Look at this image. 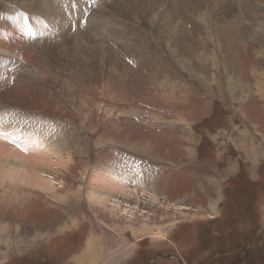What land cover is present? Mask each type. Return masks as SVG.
Masks as SVG:
<instances>
[{
    "label": "rangeland",
    "instance_id": "obj_1",
    "mask_svg": "<svg viewBox=\"0 0 264 264\" xmlns=\"http://www.w3.org/2000/svg\"><path fill=\"white\" fill-rule=\"evenodd\" d=\"M46 4L0 0L1 116L61 138L0 139L55 183L0 166V264H264V0H70L63 28Z\"/></svg>",
    "mask_w": 264,
    "mask_h": 264
},
{
    "label": "bare ground",
    "instance_id": "obj_2",
    "mask_svg": "<svg viewBox=\"0 0 264 264\" xmlns=\"http://www.w3.org/2000/svg\"><path fill=\"white\" fill-rule=\"evenodd\" d=\"M48 1H50V4H46V6H45V10L43 11V15H47V17L48 18H50V19H54V20H59L60 18H63V17H66L67 19H66V22L63 24V25H60L62 28L63 27H65L66 26V23H67V20L69 21V22H72V20H71V17L72 18H76L77 16H78V12L76 11V9L74 10V8H72V5L70 6L69 4H70V0L69 1H66L64 4L65 5H63L62 6V8H61V11L59 12L58 10H56V6H55V4H57V1H54L53 2V0H48ZM46 2V1H45ZM75 2V1H74ZM62 3H63V0H62ZM58 5V4H57ZM76 5V4H75ZM81 5H82V3H81ZM86 5V4H85ZM74 6V5H73ZM77 6V5H76ZM85 8V7H84ZM83 8V9H84ZM80 10V9H79ZM33 13H31V15H32ZM81 14V13H80ZM96 14H98V13H96ZM40 15V14H39ZM83 15V14H82ZM33 16V18H34V14L32 15ZM35 16H37V15H35ZM95 16H97V15H95ZM100 17H101V15L100 16H98V18L97 19H95V22H94V24H101V25H103V23H101L102 22V19L100 20ZM41 18V17H40ZM75 18H74V20H75ZM78 18V17H77ZM93 18V17H92ZM95 18V17H94ZM94 18H93V20H94ZM15 19L17 20V21H21V23H18L20 26L21 25H23V23H24V21L26 22V20H27V18H24V20L21 18V17H15ZM38 19V18H37ZM39 20V19H38ZM81 20H82V18H81ZM12 21V20H11ZM16 21V22H17ZM34 21V23H35V20H33ZM32 21V22H33ZM105 21V20H104ZM107 21H108V19H107ZM31 22V21H30ZM37 22V21H36ZM39 22V21H38ZM48 22H49V20H48ZM51 22V21H50ZM78 22V21H77ZM40 23V22H39ZM112 20L110 21V23L109 22H106L105 21V24H104V27L106 28L107 27V30H109V29H111L112 31H114L115 29L112 27ZM29 23H27V25H28ZM40 24H42V23H40ZM53 24V23H52ZM68 24H70V23H68ZM113 24H115V23H113ZM44 25V24H43ZM50 25H51V23H50ZM11 26H13V24L11 25ZM10 26V27H11ZM15 26L17 27V24H15ZM33 26H34V24H33ZM38 26H41V25H39L38 24ZM92 26V25H91ZM19 27V26H18ZM17 27V28H18ZM14 28V27H13ZM22 28V27H21ZM47 28V27H46ZM109 28V29H108ZM8 28H6V30H7ZM15 29V28H14ZM18 29H20V28H18ZM28 29V28H27ZM11 30H13L12 28H10V32H11ZM15 30H17V29H15ZM40 30H42V26H41V29ZM111 30H109V31H111ZM7 31H9V30H7ZM21 32H23L24 30H23V28L20 30ZM43 31V30H42ZM45 31V30H44ZM43 31V33H45ZM4 32V31H3ZM3 32H1L0 34H2ZM17 32V31H16ZM20 32V33H21ZM40 32V31H39ZM48 32V31H47ZM86 32V31H85ZM5 33V32H4ZM15 33V32H14ZM50 33V32H49ZM6 34H7V32H6ZM6 34H4V35H6ZM8 34H9V32H8ZM7 34V36H9ZM18 34V33H17ZM48 34V33H47ZM85 34V33H84ZM91 34V33H90ZM89 34V35H90ZM12 35V34H11ZM10 35V36H11ZM39 35V34H38ZM46 35V34H45ZM9 36V37H10ZM23 36V35H22ZM80 36H82V35H80ZM4 37V36H3ZM12 37V36H11ZM10 37V38H11ZM17 37H18V35H17ZM24 38H25V36H23ZM23 37H22V39H20L21 41L22 40H24L23 39ZM37 37V36H36ZM0 38L2 39V36H0ZM9 38V39H10ZM69 38V37H68ZM78 38V37H77ZM77 38H75V39H77ZM82 38H84V35H83V37ZM8 39V38H7ZM74 39V40H75ZM88 39V38H87ZM89 39H90V37H89ZM2 40H5L6 41V36H5V39H2ZM44 40V39H43ZM93 40V39H92ZM8 41V40H7ZM10 41V40H9ZM8 41V43H10ZM80 41H81V39H80ZM83 41V40H82ZM91 41V40H90ZM15 41H13V43H14ZM18 42H20L19 40H18ZM77 42H78V44H79V41L77 40ZM12 43V42H11ZM16 43H17V41H16ZM80 43H82V42H80ZM84 43V42H83ZM38 44H39V42H38ZM75 44V43H74ZM77 44V43H76ZM86 44V43H85ZM82 45V44H81ZM91 45V44H90ZM77 46H79V45H77ZM85 46V45H84ZM64 47H65V45H64ZM79 47H81V46H79ZM68 48V47H67ZM16 49V48H15ZM46 49V48H45ZM66 49V48H65ZM71 49V48H70ZM89 49V48H88ZM43 50V49H42ZM41 50V51H42ZM48 50V49H47ZM46 50V51H47ZM73 50H75L74 49V47H73ZM45 51V52H46ZM16 52V51H15ZM40 54V53H39ZM3 55V54H2ZM21 56V55H20ZM42 56V55H41ZM44 58V57H43ZM0 108H1V111H2V109H3V106H2V102L0 101ZM2 112H0V118H1V122H0V128L2 127V126H4V127H6V129L8 130V133H7V131H5V129H3V128H1V129H3V130H1L0 129V131L2 132V131H4V132H6L7 134H5L4 135V133H3V136H1L0 135V139L1 138H3L4 136L5 137H9L10 139L11 138H13V141H11L12 143L14 142V140L15 139H17L18 137H20L21 139H20V141H22V142H25L26 144V146H27V148L28 149H30L31 151H32V153L33 152H35L36 154H41V155H43L44 153H43V151L45 152V156H43V157H45V159H49V157L52 155L51 153L50 154H47L46 155V153H48V152H46L45 150V148H43V146H42V144L40 143L39 144V140H40V138L42 137V136H46V137H48V142L52 145V146H56V145H58L59 144V142H60V140H61V138H60V136H59V134H57V132H55V130L52 128V127H49V126H46L45 125V123H43V122H41V121H38V120H35V119H30V118H26V117H24V116H22V115H20V114H17V113H13V115H12V120H11V122H7L5 119H3V117L1 116L2 114H1ZM4 113V112H3ZM6 114V113H5ZM7 116V115H6ZM8 119V118H7ZM19 123L20 124H22L23 126H24V134H25V136L24 137H22L21 136V134H20V130L18 129V127L17 128H15V125L16 126H20L19 125ZM38 130H40L39 132H37ZM37 132V134H35V136L34 135H30L31 133H28V132ZM10 132V133H9ZM23 134V133H22ZM43 138V137H42ZM3 139H1V141H2ZM0 141V159H2V160H0V161H2V162H0V166H1V170L2 169H7L6 171H9V176H12V177H14L15 179H17V180H19V181H25L26 183H32L33 185H35L36 187H39V188H41V189H44V190H52V189H54V185L53 184H55L54 183V177H53V175H45V173L43 174V173H41V170H39V166H43V165H48V163L49 162H46V161H44V162H39V161H37V160H35L34 158H33V156H32V158L34 159V160H32V161H27V160H25L24 158H22L20 155H23L20 151H22L21 149H24L25 147L24 146H21L20 147V150H17V149H11L10 148V146L8 147V146H5L2 142ZM6 141V140H5ZM16 144V143H15ZM24 144V143H23ZM8 145V144H7ZM59 146V145H58ZM57 148V147H56ZM4 151H3V150ZM19 149V148H18ZM47 150H48V148H47ZM3 151V152H2ZM42 152V153H41ZM50 152V151H49ZM54 153V155H56V154H59L58 153V150H56L55 152H53ZM12 154H14L15 155V159H16V156L18 157V158H20L19 160H17V161H10V159H11V157H10V155H12ZM20 154V155H19ZM34 154V153H33ZM53 156V155H52ZM58 156H61V154L60 155H58ZM35 157V156H34ZM42 157V156H41ZM55 157V156H54ZM29 158V157H28ZM52 159V158H51ZM44 160V159H43ZM19 161V162H18ZM49 161H50V159H49ZM53 161V160H52ZM29 164V165H28ZM50 165V164H49ZM5 171V172H6ZM7 173V172H6ZM46 176H49V178L47 179V178H45ZM124 177V176H123ZM16 180V181H17ZM124 181V180H123ZM135 182V181H134ZM124 183H126V182H124ZM129 183V182H128ZM135 184H136V186H138L139 187V184L137 183V182H135ZM122 191L121 192H123V191H125L124 189H121ZM112 191V190H111ZM52 192V191H51ZM122 194H124V193H122ZM125 194H128V193H125ZM129 194L130 195H137L136 193H132V192H129ZM99 196H101V195H99ZM139 196V195H138ZM105 197V196H104ZM144 197V196H143ZM124 198V197H123ZM153 199L152 200H156V199H158V197H152ZM186 198V197H185ZM168 200H170V199H168ZM218 201H219V199L218 200H216V199H211L210 201H209V207H210V209L212 210V211H217V203H218ZM103 205L106 203V201H102L101 202ZM186 203V202H185ZM180 207V206H179ZM111 209V208H110ZM184 209H188V206H186V205H182V207H180V210H184ZM126 210V209H125ZM129 211H130V209H129ZM215 213H217V212H215ZM128 215V214H127ZM218 215V214H217ZM156 235H157V237H159V238H163L164 236L161 234V232H157V233H155ZM125 253V252H124Z\"/></svg>",
    "mask_w": 264,
    "mask_h": 264
},
{
    "label": "flooded vegetation",
    "instance_id": "obj_3",
    "mask_svg": "<svg viewBox=\"0 0 264 264\" xmlns=\"http://www.w3.org/2000/svg\"><path fill=\"white\" fill-rule=\"evenodd\" d=\"M249 254H251V255H253V253H250V252H247L245 255V258H247L248 256H249ZM157 255V254H156ZM163 255H165V254H162V255H160V256H155V257H152V259L153 258H155L154 260H152V264L154 263L153 261H156V260H158V259H160V258H162L163 257ZM250 255V256H251ZM173 255L172 254H168V258H166V259H171V260H173L176 264H184V262H183V260H182V258H179V257H177V258H175V257H172ZM224 256H215V257H213V259H212V264H223L222 262H223V260H224V258H223ZM211 262H210V264H211ZM231 262H234V260H230L229 262H227V264H230Z\"/></svg>",
    "mask_w": 264,
    "mask_h": 264
},
{
    "label": "trees",
    "instance_id": "obj_4",
    "mask_svg": "<svg viewBox=\"0 0 264 264\" xmlns=\"http://www.w3.org/2000/svg\"><path fill=\"white\" fill-rule=\"evenodd\" d=\"M211 264H212V262H211Z\"/></svg>",
    "mask_w": 264,
    "mask_h": 264
}]
</instances>
